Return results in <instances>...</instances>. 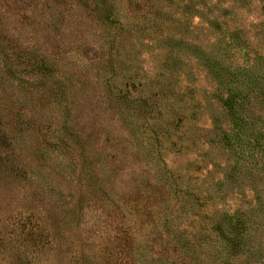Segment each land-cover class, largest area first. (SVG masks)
<instances>
[{
  "label": "rangeland",
  "instance_id": "obj_1",
  "mask_svg": "<svg viewBox=\"0 0 264 264\" xmlns=\"http://www.w3.org/2000/svg\"><path fill=\"white\" fill-rule=\"evenodd\" d=\"M0 264H264V0H0Z\"/></svg>",
  "mask_w": 264,
  "mask_h": 264
},
{
  "label": "trees",
  "instance_id": "obj_2",
  "mask_svg": "<svg viewBox=\"0 0 264 264\" xmlns=\"http://www.w3.org/2000/svg\"><path fill=\"white\" fill-rule=\"evenodd\" d=\"M227 241L230 242L231 245H233L235 242L233 241V238L226 237Z\"/></svg>",
  "mask_w": 264,
  "mask_h": 264
}]
</instances>
